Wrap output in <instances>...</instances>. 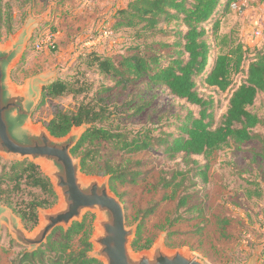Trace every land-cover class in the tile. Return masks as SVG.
<instances>
[{
	"label": "trees",
	"instance_id": "16d2710c",
	"mask_svg": "<svg viewBox=\"0 0 264 264\" xmlns=\"http://www.w3.org/2000/svg\"><path fill=\"white\" fill-rule=\"evenodd\" d=\"M237 0H132L125 8L116 11L118 20L114 33L120 29H138V36L161 37L167 41L156 42L150 54L135 48L131 55L103 56L91 50L85 54L84 66L98 76L108 77L119 86L146 80L147 88H161L177 100L195 106L176 122L175 133L154 136L150 131L136 133L113 129L108 124L112 117L102 99L82 100L71 111L54 106L52 117L45 127L56 138L65 136L72 127L89 126L71 150L80 159L81 172L87 176H109V188L116 193L117 185L136 184L142 172L139 160L122 164L114 155H136L160 151L168 160L180 158L184 170H173L169 177L161 176L152 189L161 193V201L174 205L175 212L189 211L195 179L201 184L208 181L209 162L217 151L231 147L242 152L244 145L258 142L264 146V136L257 129L264 127V119L253 113L259 94L264 97V44L254 50L248 61L244 81L230 94L225 113L213 125L212 101L198 93V84L225 92L232 83V75L239 73L246 61L245 47L230 44L225 36L219 37V23ZM0 0V27L11 31L10 16H6ZM137 30V31H138ZM225 44V53L215 56L212 48L217 42ZM213 44V45H212ZM165 50L166 54L157 51ZM85 80L54 79L44 87L38 107L46 99L76 97L90 91ZM37 107V108H38ZM36 108V109H37ZM104 149H107L104 151ZM198 158H201L199 162ZM5 187V188H3ZM12 207L11 196H22ZM0 201L21 220L25 229L37 224L38 209H49L57 201L49 179L39 166L28 160L14 161L0 172ZM155 207L144 211L148 217ZM193 209V208H192ZM221 237L227 238L231 219L217 216L215 220ZM141 226L131 243L134 251L148 249L151 241L140 242ZM58 233L59 236L54 238ZM91 219L73 223L67 232L57 228L47 243L34 252L23 251L11 264H101L88 256L92 247ZM12 244H14L12 242Z\"/></svg>",
	"mask_w": 264,
	"mask_h": 264
},
{
	"label": "rangeland",
	"instance_id": "374dc122",
	"mask_svg": "<svg viewBox=\"0 0 264 264\" xmlns=\"http://www.w3.org/2000/svg\"><path fill=\"white\" fill-rule=\"evenodd\" d=\"M130 1L2 0V9L6 16H10L11 31L0 27L1 44H6L27 24H32L26 51L11 70L10 77L15 86L23 87L28 79L40 75L53 80H85L91 87L86 99H83V95L75 99H46L42 106H36L38 108H35L31 117L33 125L45 127L52 117L54 106L71 111L80 101L89 99H102L105 102L112 115L107 121L111 128L131 133L148 130L154 136L162 132L175 133L176 122L189 111L197 113L195 106L169 96L163 89L147 88L145 79L122 87L111 78L98 76L84 66L85 54L91 50L112 57L131 55L136 51L135 48H143V51L151 54L156 42L167 41L161 37L141 38L138 29L122 28L114 33L113 26L118 20L116 11L125 8ZM240 1L235 5L245 2L242 11H238L235 5L231 7L239 14L244 12L249 2L257 3L258 9L261 3L264 4V0ZM221 23L222 30L219 29L218 36H225L230 44L241 43L248 51L241 71L232 75L231 86L225 92L198 84L200 96L212 101L214 126L225 113L230 94L244 81L247 64L254 50L264 44L263 35L256 43L248 41V38H252L250 32L253 33L256 28L251 21L242 22L240 18L228 16ZM249 25L252 26L251 30ZM46 33L52 34L54 48L43 47L36 51L35 41ZM227 49L225 44L218 41L212 53L215 56L225 53ZM157 52L160 55L167 53L165 50ZM250 110L264 119L262 94H259ZM257 131L264 136V127ZM113 159L122 164L136 160L142 162L138 168L142 175L137 183L117 185L116 193H112L123 205L126 226L137 225L138 228L142 223L140 242L151 241L148 249L162 237L167 249H180L205 264H264L263 145L250 142L244 145L242 152L224 147L214 153L209 162L207 183L201 184L200 179H195V185L189 189L192 196L188 206L191 209L187 212H175L174 205L161 201V193L152 189V184L161 176L169 177L173 170H184L180 158L170 161L160 151L153 149L136 155H114ZM198 160L201 162L202 159ZM14 161L15 157H0V172ZM11 198L14 207L28 197L24 194ZM1 205L6 206L0 201ZM150 207H155L153 213L143 219L144 211ZM217 216L231 219L227 238L221 237L217 230ZM84 217L88 221L91 219L92 236L95 214L86 212ZM34 229L28 227L26 231L30 234ZM58 236L56 233L54 238ZM144 250L147 249L140 251ZM23 251L27 250L16 243L3 226L0 230V264H11Z\"/></svg>",
	"mask_w": 264,
	"mask_h": 264
},
{
	"label": "water",
	"instance_id": "95a60500",
	"mask_svg": "<svg viewBox=\"0 0 264 264\" xmlns=\"http://www.w3.org/2000/svg\"><path fill=\"white\" fill-rule=\"evenodd\" d=\"M31 33L30 23L6 44L0 42V157L39 166L57 201L49 209H38L37 224L30 234L13 211L1 205L0 230L4 226L11 238L31 253L46 244L55 229L67 232L91 212L95 219L88 256L101 264H205L180 249H167L162 237L150 249L134 251L131 243L137 225L126 226L123 205L109 188V176L83 174L80 159L71 154L89 126L72 127L65 136L56 138L46 127L31 123L44 87L53 81L40 75L28 79L23 87L11 81L10 72L23 56Z\"/></svg>",
	"mask_w": 264,
	"mask_h": 264
},
{
	"label": "crops",
	"instance_id": "0c3cea01",
	"mask_svg": "<svg viewBox=\"0 0 264 264\" xmlns=\"http://www.w3.org/2000/svg\"><path fill=\"white\" fill-rule=\"evenodd\" d=\"M247 1H249V0H247ZM260 1V0H259ZM258 1V2H259ZM239 2H241L240 0H237V3H239ZM258 4L257 3H252V2H249V4L247 5V7H246V9L244 10V12H242V13H237V12H235L234 10H232V9H230L229 11H228V13L221 19V20H225V18H227L228 16H230L231 18H233V16L234 17H236V18H240V20L242 21V22H244V21H247V23H249L250 21H251V24L254 26V27H256V26H261V25H263V21H264V14H263V10H264V4L263 3H261L259 6H260V8L258 9V6H257ZM250 27V25L248 26V28ZM219 29H221L222 30V23H221V21H220V23H219ZM252 29V26L250 27V30ZM250 36L252 37V38H248L249 40V42L250 43H256V42H258L257 40L259 39V38H261V37H254L253 38V35H252V33L250 32ZM263 37H264V35H263ZM28 44H29V42H28ZM28 44H27V46H28ZM27 48V47H26ZM26 51V50H25ZM10 74H11V72H10ZM11 78V77H10Z\"/></svg>",
	"mask_w": 264,
	"mask_h": 264
},
{
	"label": "built area",
	"instance_id": "2783aa9c",
	"mask_svg": "<svg viewBox=\"0 0 264 264\" xmlns=\"http://www.w3.org/2000/svg\"><path fill=\"white\" fill-rule=\"evenodd\" d=\"M255 2H257L258 0H253ZM235 4L232 5V7L234 6ZM237 5H235L236 7ZM245 6V2L244 3H241L239 4V6L236 7V9L238 11H242L243 10V7ZM263 14H264V10H263ZM253 36L255 37H260L262 35H264V21H263V25L261 26H256V28L253 30V33H252ZM43 47H48V48H51L53 49L54 48V42H53V39H52V34L50 33H46L44 34L43 36L39 37L35 43H34V49L36 51H40L43 49Z\"/></svg>",
	"mask_w": 264,
	"mask_h": 264
}]
</instances>
